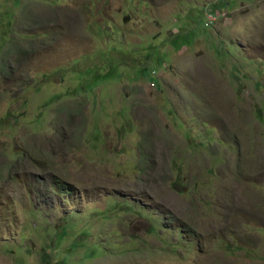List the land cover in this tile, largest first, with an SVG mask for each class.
<instances>
[{"label":"rangeland","instance_id":"1","mask_svg":"<svg viewBox=\"0 0 264 264\" xmlns=\"http://www.w3.org/2000/svg\"><path fill=\"white\" fill-rule=\"evenodd\" d=\"M0 264H264V0H0Z\"/></svg>","mask_w":264,"mask_h":264}]
</instances>
